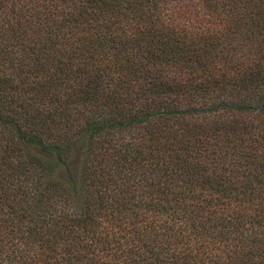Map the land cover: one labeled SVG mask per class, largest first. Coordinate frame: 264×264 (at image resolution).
Returning <instances> with one entry per match:
<instances>
[{"label": "trees", "instance_id": "16d2710c", "mask_svg": "<svg viewBox=\"0 0 264 264\" xmlns=\"http://www.w3.org/2000/svg\"><path fill=\"white\" fill-rule=\"evenodd\" d=\"M172 2L0 0V264H264V0Z\"/></svg>", "mask_w": 264, "mask_h": 264}, {"label": "rangeland", "instance_id": "374dc122", "mask_svg": "<svg viewBox=\"0 0 264 264\" xmlns=\"http://www.w3.org/2000/svg\"><path fill=\"white\" fill-rule=\"evenodd\" d=\"M171 14L180 22L185 23L195 29L202 30L216 28L212 18L204 12L200 3L197 0H173L170 7ZM81 153L73 150L67 161L64 164L56 165L53 170V175L56 178H65L67 172H75L81 164Z\"/></svg>", "mask_w": 264, "mask_h": 264}]
</instances>
